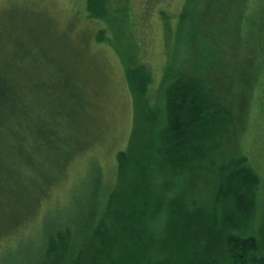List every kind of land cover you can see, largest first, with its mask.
I'll list each match as a JSON object with an SVG mask.
<instances>
[{
	"label": "trees",
	"instance_id": "obj_1",
	"mask_svg": "<svg viewBox=\"0 0 264 264\" xmlns=\"http://www.w3.org/2000/svg\"><path fill=\"white\" fill-rule=\"evenodd\" d=\"M111 1L87 0V16H109ZM251 1L185 0L171 43L185 42L187 57L184 66L164 75L166 120L154 123L153 108L136 100L128 147L118 152V183L107 200V222L98 225L92 215L86 246H75L65 257V234L86 233V220L78 215L56 225L46 217V235L21 258L23 264H264V250L259 253L264 223L258 224L259 234L249 231H256L252 222L260 176L237 143L240 119L264 69V15L250 12ZM256 5L264 7V0ZM105 31L106 26L100 28L98 40L108 41ZM11 44L0 36V57L12 52ZM123 59L128 61L126 55ZM14 65L0 61V216L12 219L0 235L27 225L55 183L27 185V166L36 165L28 143L39 140L35 132L42 131V122L14 94L20 79H29L28 64L19 79L13 76ZM132 85L136 89V82ZM222 136L234 147L216 148L214 140ZM9 149L18 156L13 166L1 162ZM164 169L175 176L160 175ZM201 177L206 196L195 200L191 188ZM162 217L169 220L160 235L163 246L155 233ZM181 222L193 228L191 256L177 241Z\"/></svg>",
	"mask_w": 264,
	"mask_h": 264
},
{
	"label": "rangeland",
	"instance_id": "obj_2",
	"mask_svg": "<svg viewBox=\"0 0 264 264\" xmlns=\"http://www.w3.org/2000/svg\"><path fill=\"white\" fill-rule=\"evenodd\" d=\"M261 1H251L250 12L263 16L264 7L256 5ZM110 3V15L96 20L87 16V0H0V36L13 47L0 61L17 64L13 67L17 79L24 77L28 64L29 79L21 78L14 94L27 102L32 116L42 122V131L35 132L39 140L28 143L36 165L27 166V185L55 179L40 201L37 215L20 229L0 235V264H23L21 258L37 247L41 234L46 235V217L55 219L56 225L78 215L86 220V233L78 232L76 237L65 234L69 244L61 250L67 257L75 246L84 248L88 230L94 226L88 224L92 215L99 218L98 225L107 222V200L118 183V152L128 147L136 100L153 108L154 123L166 120L163 78L167 69L184 66L187 57L185 42L171 43L185 0ZM105 26L104 37L109 42L98 40V32ZM254 87L240 119L237 143L260 176L259 204L252 222L256 231L249 230L259 234L258 224L264 223V69ZM214 144L226 149L235 145L224 136ZM8 151L11 154L1 162L13 166L18 156ZM160 175L175 176L170 169L161 170ZM207 188L205 179H198L191 188L193 198H201ZM11 220L9 215L0 216V229ZM168 221L162 217L155 222L160 240ZM191 229L179 223L177 241L186 248L187 256L193 253ZM163 242L159 244L163 246ZM263 250L261 247L259 253Z\"/></svg>",
	"mask_w": 264,
	"mask_h": 264
}]
</instances>
